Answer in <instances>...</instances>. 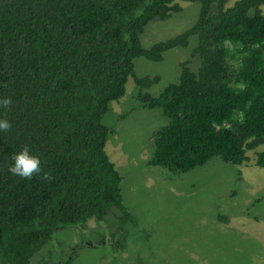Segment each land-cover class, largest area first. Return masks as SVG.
Masks as SVG:
<instances>
[{
  "label": "trees",
  "instance_id": "16d2710c",
  "mask_svg": "<svg viewBox=\"0 0 264 264\" xmlns=\"http://www.w3.org/2000/svg\"><path fill=\"white\" fill-rule=\"evenodd\" d=\"M198 3L183 33L142 48L152 19ZM229 3V4H228ZM264 0H0V264H28L58 231L102 221L113 207L118 230L131 220L121 178L104 145L112 129L102 118L132 78L138 105L158 110L166 124L150 138L149 166L171 174L212 158L264 168ZM197 38L179 64L175 83L157 96L145 92L157 77L136 78L133 60L160 62L163 54ZM198 56L196 72L189 60ZM25 146L40 159L32 179L12 175V157ZM259 150V151H257ZM48 173L49 180H42ZM264 202V196L256 202Z\"/></svg>",
  "mask_w": 264,
  "mask_h": 264
},
{
  "label": "rangeland",
  "instance_id": "374dc122",
  "mask_svg": "<svg viewBox=\"0 0 264 264\" xmlns=\"http://www.w3.org/2000/svg\"><path fill=\"white\" fill-rule=\"evenodd\" d=\"M229 4V3H228ZM180 11L160 21L152 19L139 35L142 48L175 37L195 22L198 3L180 2ZM264 15V4L259 6ZM197 45L163 54L160 62L133 60L136 78L157 77L145 92L157 96L175 83L179 64ZM194 56L188 68L196 72ZM137 88L129 77L123 95L107 106L101 123L113 130L104 152L121 181L122 204L131 216L118 230L121 214L111 207L102 221L68 227L37 250L28 264H264V168L253 165L254 153L240 165L212 158L183 174L149 166V138L166 119L158 110L139 107ZM259 151V150H257Z\"/></svg>",
  "mask_w": 264,
  "mask_h": 264
},
{
  "label": "clouds",
  "instance_id": "9594fccd",
  "mask_svg": "<svg viewBox=\"0 0 264 264\" xmlns=\"http://www.w3.org/2000/svg\"><path fill=\"white\" fill-rule=\"evenodd\" d=\"M11 104L10 98L0 100V106L8 107ZM11 124L7 120L0 119V131L8 132ZM13 163L9 166L8 171L21 179H32L33 176L40 175L42 169L40 167V159L31 154L30 148L25 146L18 154L12 158ZM42 180H49L48 173H43L40 177Z\"/></svg>",
  "mask_w": 264,
  "mask_h": 264
}]
</instances>
